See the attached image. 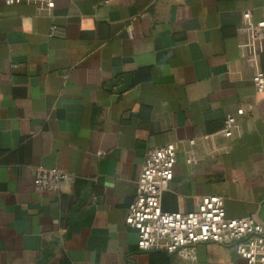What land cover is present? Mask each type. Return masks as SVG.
Returning <instances> with one entry per match:
<instances>
[{
    "label": "crops",
    "instance_id": "0c3cea01",
    "mask_svg": "<svg viewBox=\"0 0 264 264\" xmlns=\"http://www.w3.org/2000/svg\"><path fill=\"white\" fill-rule=\"evenodd\" d=\"M246 8L264 19V0H55L43 14L0 0V264H181L140 250L126 216L148 150L188 138L204 159L178 152L163 208L187 213L216 194L228 217L264 223V91L240 47ZM247 102L239 131L215 138L228 152L211 155L203 135ZM39 166L74 178L36 190ZM197 255L247 264L216 242Z\"/></svg>",
    "mask_w": 264,
    "mask_h": 264
},
{
    "label": "built area",
    "instance_id": "2783aa9c",
    "mask_svg": "<svg viewBox=\"0 0 264 264\" xmlns=\"http://www.w3.org/2000/svg\"><path fill=\"white\" fill-rule=\"evenodd\" d=\"M8 5L30 2L38 12H50L55 0H4ZM55 32V29L53 30ZM240 47L244 58L254 69L253 82L258 92L264 91V71L260 67L264 52V19L255 20L251 8L243 11L238 28ZM255 103L241 104L236 114L226 117L224 127L216 133L203 135L211 155L226 153L229 145L217 144L218 135L230 138L239 131L238 116L253 112ZM182 150L188 164H199L204 156L196 138L171 141L150 148L138 178L137 195L126 216L128 224L139 231L142 251L166 250L180 258L181 264H196L197 246L202 242L232 245L246 259L247 264H264V223L255 216L228 217L222 195H204L194 199L195 208L187 213L165 210L163 194L170 188L174 177L178 152ZM103 152H100L102 154ZM73 174L60 168L36 169L33 185L39 191H61L73 180Z\"/></svg>",
    "mask_w": 264,
    "mask_h": 264
}]
</instances>
